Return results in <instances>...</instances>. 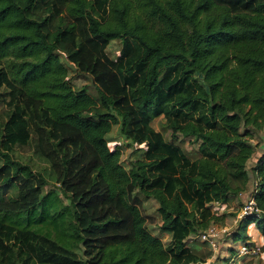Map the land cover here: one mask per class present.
Wrapping results in <instances>:
<instances>
[{
    "label": "trees",
    "instance_id": "trees-1",
    "mask_svg": "<svg viewBox=\"0 0 264 264\" xmlns=\"http://www.w3.org/2000/svg\"><path fill=\"white\" fill-rule=\"evenodd\" d=\"M0 105V264H204L213 207L245 188L258 212L233 239L252 245L253 225L264 240V151L247 165L264 134V0H0ZM28 145L41 175L13 157Z\"/></svg>",
    "mask_w": 264,
    "mask_h": 264
},
{
    "label": "rangeland",
    "instance_id": "rangeland-1",
    "mask_svg": "<svg viewBox=\"0 0 264 264\" xmlns=\"http://www.w3.org/2000/svg\"><path fill=\"white\" fill-rule=\"evenodd\" d=\"M119 48H120L119 40H113L109 45V47L107 48V52L110 56H114L119 53ZM73 84L75 85V87H80L86 84L89 88V91L94 92V88L92 87L90 80L86 77H80L74 79ZM0 110H1V105H0ZM163 124H164V119L162 116L154 118L151 122V125L154 127V129L163 131L165 134V138L168 139V131H164ZM108 137H109L108 145L111 149L115 148L116 145H122L121 160L127 165L131 157L133 148L124 145L125 140H123L120 137L118 127L116 125L112 127L111 131L108 133ZM262 137H263L262 142L258 143L259 145L257 146V149L254 153V157L251 158L247 164L249 168L251 167V165H253L256 157H258L264 151V134L262 135ZM182 147L184 148V151L193 159L199 156L196 150L197 146L196 144L192 143L191 140L186 139L183 142ZM13 157L20 160L23 163L28 164L31 167L32 171L36 174L41 175V173H43L44 171V167L46 166V164L35 155V153L33 152L32 148L29 145L16 148L14 150ZM52 187L53 184L51 182H48L44 186V190H47ZM250 197H251V192L245 188V190L242 191L239 194V196L233 198V201L229 203V205L226 208H223L219 212V216L221 218L218 221H215L211 224L218 227H225L227 228L228 232L227 231L224 232L217 238V243H218L217 249L213 251V255L209 258V261L217 260V259H219L220 261V259H227L229 255L232 254L230 252V249L232 248L234 252H236V255L234 256L233 260H230V258H228L227 262L229 264H264V241L260 240L261 239L259 238L260 234L255 236L254 238L249 237V239H247L248 241L251 242L255 241L260 246L259 253L253 257H251L250 255H243V254H240L241 256H239L237 254V251L239 250V246L244 243V240L236 241L233 239V233L236 230L246 227L245 226L246 224L243 221L244 218L241 217L240 214L242 213V209L247 204ZM157 205H158L157 202L153 198L143 199V206L145 212L155 217V221L149 224V229L153 234L161 238L162 241L167 242L168 233L161 232L159 230L160 220L159 217L157 216L158 215ZM247 227L249 228V225H247ZM241 232L245 234L243 230H241ZM192 240L201 244L200 252L205 253L209 251V248L205 244H202L196 236L193 235Z\"/></svg>",
    "mask_w": 264,
    "mask_h": 264
},
{
    "label": "built area",
    "instance_id": "built-area-1",
    "mask_svg": "<svg viewBox=\"0 0 264 264\" xmlns=\"http://www.w3.org/2000/svg\"><path fill=\"white\" fill-rule=\"evenodd\" d=\"M253 212H258V210L255 207L253 197H250L247 204L242 209V213L240 215L241 217H245L247 215H251ZM226 231L227 228L225 227L210 225L207 229H205L199 234V238L200 240L207 242L211 249L214 251L217 249V238ZM259 250V246H256L253 243L252 245H249L244 242L239 246V252L243 255H257L259 253Z\"/></svg>",
    "mask_w": 264,
    "mask_h": 264
},
{
    "label": "crops",
    "instance_id": "crops-1",
    "mask_svg": "<svg viewBox=\"0 0 264 264\" xmlns=\"http://www.w3.org/2000/svg\"><path fill=\"white\" fill-rule=\"evenodd\" d=\"M233 201V200H232ZM231 201V202H232ZM231 202H228V203H223V204H221V205H216V206H214L213 207V212L214 213H216L217 215H219V212L223 209V208H226L228 205H229V203H231ZM215 205V204H214ZM246 232L249 234V237H255V236H257V235H259L260 233L257 231V230H255L254 229V227H253V225H250L249 226V228L247 227V230H246ZM260 237L259 238H261L260 240H263L262 239V237H261V235H259ZM252 240H254V239H252ZM264 241V240H263ZM188 243H189V245H192V246H194L195 248H197L199 251L201 250V244H199V243H197V242H195V241H193L192 240V238H190L189 240H188ZM256 246H259L255 241L253 242ZM260 247V246H259ZM231 252V251H230ZM237 254L239 255V256H241L240 254V252H239V250L237 251ZM232 255V254H231ZM236 255V252H234V254H233V256L230 258V260H233V258H234V256ZM253 256H256V255H252L251 257H253ZM229 258V257H228ZM227 258V259H228ZM209 262V259H207V261L205 262V263H208ZM226 264H229L228 262H226Z\"/></svg>",
    "mask_w": 264,
    "mask_h": 264
}]
</instances>
